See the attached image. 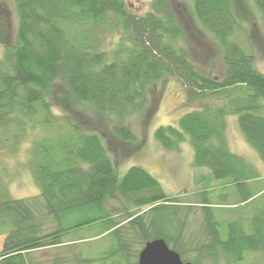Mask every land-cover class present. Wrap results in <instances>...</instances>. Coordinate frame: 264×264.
Wrapping results in <instances>:
<instances>
[{
    "label": "trees",
    "instance_id": "16d2710c",
    "mask_svg": "<svg viewBox=\"0 0 264 264\" xmlns=\"http://www.w3.org/2000/svg\"><path fill=\"white\" fill-rule=\"evenodd\" d=\"M14 1L15 40L0 38V149L13 150L33 128L54 121L63 132L30 143L38 194L12 198L0 180V264H137L140 250L157 238L184 262L264 264V188H250L259 173L227 140L226 117L236 114L238 130L264 165V74L233 0H183L222 50L220 78L194 65L164 0H153L142 15L125 0ZM253 2L264 19V0ZM104 31L117 34L107 49ZM166 76L179 80L186 101L196 104L176 125L159 126L155 139L165 150L187 139L194 167L224 180L240 203H253L245 224L218 220L212 189L186 204L140 166L117 173L110 154L127 153L126 144L136 140L124 121L146 105L148 93L154 98L151 86ZM193 209L198 216L190 220ZM81 230L92 232L87 256L83 238L64 241ZM45 248L59 249L39 258L35 252Z\"/></svg>",
    "mask_w": 264,
    "mask_h": 264
},
{
    "label": "rangeland",
    "instance_id": "374dc122",
    "mask_svg": "<svg viewBox=\"0 0 264 264\" xmlns=\"http://www.w3.org/2000/svg\"><path fill=\"white\" fill-rule=\"evenodd\" d=\"M125 1L127 6L139 15L153 8V0ZM164 1L182 27L179 43L189 53L194 65L198 69L220 78L224 69L222 50L214 36L199 25L194 17L191 4L183 0ZM233 2L237 18L242 25L243 37L250 40L255 66L264 74V19L258 13L253 0H233ZM17 22L15 1L0 0V38L12 43L15 40ZM99 35L106 49L112 47L117 39V34L114 31L100 32ZM1 52L0 43V55ZM155 82L151 86L154 98L148 93L146 105L124 121L136 138L133 145L126 144L124 147L130 151L123 153L121 150L118 155L110 154V158L116 163L117 173L122 175L130 166H140L157 179L165 194L178 197L182 203L186 204H197L204 192L212 189L210 193L207 191V194L209 195L208 199L214 205L215 216L217 215L218 220L225 224L230 220L240 219L245 224L253 214V203L246 205L240 203V193L238 194L234 188L225 185L224 180L212 178L213 176L206 167H194L192 165L193 149L187 139L177 149L172 150L163 149L155 139L154 133L159 126L176 125L178 118L192 110L196 104L186 101L183 86L176 78L166 76ZM262 103L264 105V101ZM111 120L109 119L110 123ZM226 122L230 150L248 160L259 173L256 180L249 182L250 188L255 191L263 189L264 165L256 151L245 141L238 130L237 115H228ZM62 125L61 121H54L51 125L44 127L45 129L33 128L34 130L32 129L13 150L0 149V180L6 185L8 194L12 198L39 193V187L29 166L30 143L38 137H43L44 134L60 136L59 134L63 132ZM108 138L111 137L108 136ZM193 211L195 214L190 215V220H193L194 216H198L199 210L193 209ZM180 221H182L181 218ZM91 234L92 232L89 230H81L73 235L74 237H66L64 241L83 238L82 241H84L79 247L87 256L91 254L88 245L92 241H87L92 236ZM4 236L0 235V249ZM91 245V249H93L94 244ZM58 249L45 248L36 251L35 254L39 258L49 259L54 257ZM59 250L62 251L60 253L65 251L63 246ZM218 264H224L222 259Z\"/></svg>",
    "mask_w": 264,
    "mask_h": 264
},
{
    "label": "water",
    "instance_id": "95a60500",
    "mask_svg": "<svg viewBox=\"0 0 264 264\" xmlns=\"http://www.w3.org/2000/svg\"><path fill=\"white\" fill-rule=\"evenodd\" d=\"M137 264H195L184 262L180 255L170 249L162 238L147 242L140 250Z\"/></svg>",
    "mask_w": 264,
    "mask_h": 264
}]
</instances>
